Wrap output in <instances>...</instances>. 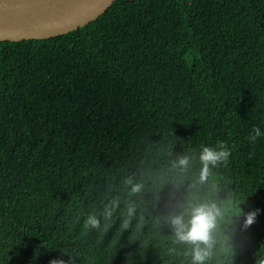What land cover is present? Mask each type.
<instances>
[{
	"label": "trees",
	"instance_id": "obj_1",
	"mask_svg": "<svg viewBox=\"0 0 264 264\" xmlns=\"http://www.w3.org/2000/svg\"><path fill=\"white\" fill-rule=\"evenodd\" d=\"M0 264H264V0L0 42Z\"/></svg>",
	"mask_w": 264,
	"mask_h": 264
},
{
	"label": "water",
	"instance_id": "obj_2",
	"mask_svg": "<svg viewBox=\"0 0 264 264\" xmlns=\"http://www.w3.org/2000/svg\"><path fill=\"white\" fill-rule=\"evenodd\" d=\"M116 0H0V42L47 40L99 18ZM238 221L257 220L237 217Z\"/></svg>",
	"mask_w": 264,
	"mask_h": 264
}]
</instances>
